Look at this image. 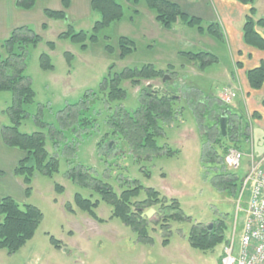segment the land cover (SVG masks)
Returning a JSON list of instances; mask_svg holds the SVG:
<instances>
[{"label": "rangeland", "instance_id": "rangeland-1", "mask_svg": "<svg viewBox=\"0 0 264 264\" xmlns=\"http://www.w3.org/2000/svg\"><path fill=\"white\" fill-rule=\"evenodd\" d=\"M45 4L46 0H40L36 14L32 15L33 24L30 26L41 41L27 49L25 75L30 79L35 95L32 103L23 105L26 117L22 119L19 131L45 133L46 149L58 159L59 168L51 177L36 172L29 197L24 195L21 178L15 176L18 188H15L14 199L19 204L36 206L42 213V219L33 237L16 252L8 253L0 248V264H219L223 247L230 243L234 233L235 250L238 247L244 208L249 197V187L241 195L239 192L246 173L243 168L245 159L238 168L222 166L217 170L214 166L202 164V139L192 112L194 103L191 104L189 99L192 97L183 92L196 87L199 92L215 93L220 97V78L226 71L229 72L231 66L226 43L206 31L199 33L195 27L182 25V22L167 29L154 19L153 11L144 0H140L136 6L139 11L133 21L129 20V16L134 6L127 8L125 5L124 17L101 29L97 40L86 41V49H82L78 43L57 37L67 28V21H47L41 17V22H38V11L42 12ZM253 5L258 7V0H253ZM98 19L99 15L92 13L81 23L72 25L76 31L91 32L93 22ZM45 22L47 29L41 26ZM120 36L134 41V49L124 57L120 56ZM48 41L54 42V49L48 48ZM199 50H210L217 56V62L200 71L182 53ZM42 53L49 55L52 69L41 68L39 56ZM145 64L162 70L171 68L172 71L164 74L169 79L143 80L137 86L125 81L122 83L126 90L125 99L120 102L105 100L106 93L100 92V86L110 67L112 72H119L126 67ZM143 87L152 91L171 89L179 97L176 107H183L182 111L164 128L163 136L157 138L163 151L170 149L172 154L160 153L136 159L128 143L111 134L107 123L110 116L122 108L136 109ZM85 94L84 104H81ZM12 103L10 92H0L2 124H10L4 110ZM74 104L80 105V108L74 106L72 109H82L79 115L89 123L81 127L74 121L61 130L60 113L66 106ZM38 122L45 126L41 127ZM50 131L54 137L50 136ZM252 135L253 144L257 146L263 140L264 132L254 128ZM246 146L250 148L245 140L238 142L239 149ZM205 149H209V145ZM70 168L88 171L92 177L110 184L117 192L136 183L141 186L138 199L145 198L144 189L148 187L167 197H176L190 219L172 222L167 236L157 224L149 223L151 241L142 242L129 226L119 218L111 217V207L107 203L100 202L95 209L101 220L75 206V193L92 200L99 196L69 180L66 171ZM229 171L237 177L238 191L235 196L212 185L220 180L221 176L216 175L224 173L228 177L226 173ZM56 184L63 187L62 192L55 189ZM154 217L155 212L149 220L153 221ZM218 218L227 225L225 240L208 251L192 247L188 242L191 225L199 222L208 226ZM51 237L58 241L59 247L51 242ZM164 239L167 241L164 242Z\"/></svg>", "mask_w": 264, "mask_h": 264}, {"label": "trees", "instance_id": "trees-1", "mask_svg": "<svg viewBox=\"0 0 264 264\" xmlns=\"http://www.w3.org/2000/svg\"><path fill=\"white\" fill-rule=\"evenodd\" d=\"M93 12L99 15V19L93 23L91 32L84 30L76 31L71 24L61 31L57 37L60 39H69L73 43L80 44L82 49H86V41L94 42L97 40V33L111 23L120 21L124 17L123 2H134L138 0H89ZM242 4L248 5V11L244 17L242 26L243 42L249 46L264 50V18H256V9L253 6V0H236ZM36 0H15V7L29 10ZM146 5L155 14V20L163 27L169 29L180 21L189 27H195L199 33L206 31L214 38L222 40V30L218 22H210L206 26L200 18L188 15L181 10L178 4L168 0H145ZM62 9L53 10L45 8L44 16L47 19L66 21V9L69 7V0H61ZM134 8L129 19H133V13H137ZM47 28L46 23L42 25ZM262 29V31L259 30ZM41 41V37L35 33L30 25H21L13 28L9 34L0 39V92H10L13 96V103L4 113L10 119V124H3L0 129L2 143L10 148H17L24 152L15 169V176L21 178L24 185V194L29 197L31 193V182L34 174L51 177L58 171L59 161L55 156L49 154L46 149V135L42 131L32 133H23L19 131L22 119L26 117L23 109L24 104L33 102L34 91L31 87L30 79L25 75V60L27 49L36 46ZM49 49H54L53 41H48ZM119 47L120 56L124 57L134 49V41L126 36H120ZM188 60L192 61L198 70H204L207 66L217 62V56L205 50L196 52H182ZM70 58V55H68ZM42 69H52L50 57L46 53L39 56ZM112 67L104 77L100 92L106 93L107 102L122 101L126 97V90L122 83L130 81L137 86L141 81L163 78L166 71H172L167 67L166 70L157 69L152 64H145L141 67H126L119 72H112ZM249 86L252 89H259L264 81V63L251 68L246 72ZM195 89V90H194ZM199 88L190 89L183 92L192 97V112L195 115L200 136L202 139L201 162L205 165L214 166L219 170L220 167H226L224 156L230 148H238V142L245 140L248 135L245 133L248 128V122L244 115H236L232 112L230 106L221 101L215 93H202ZM199 97L194 101V96ZM81 104H84L85 97ZM179 97L174 95L170 89L161 91H152L148 87L141 89V98L139 105L134 110L120 109L108 119V126L111 128V134L123 138L132 149L136 159L140 157L165 153L167 155L173 152L163 151V146L157 141L158 137L163 136L164 128L175 118L183 107H176ZM80 105H68L59 116L62 119L61 130L70 123L77 121L81 127L88 125L87 119L80 117V111L72 108ZM198 107L201 109L196 110ZM65 112L64 115L62 113ZM256 114V113H254ZM222 116L226 117V136L220 133L219 122ZM204 119V121H203ZM41 127L44 123L38 122ZM50 136L54 137L52 131ZM203 132V133H201ZM56 133V132H55ZM59 134V133H57ZM230 141V143H229ZM209 145V149H205ZM141 151V153H140ZM144 154V155H143ZM217 174V173H216ZM216 175L220 180L212 185L223 191L229 192L235 196L238 191L237 177L233 172ZM66 177L82 188H89L94 191L99 198L92 200L75 193L73 203L82 211L88 212L93 218L101 220L95 209L100 202H105L111 207V217L119 218L125 225L129 226L137 235L138 240L150 242L151 237L148 232L149 223H155L165 236L170 233L172 222L189 220L181 209L180 203L176 197H167L162 195L154 188H145V198L138 199L141 186L133 184L132 187L122 189L117 192L114 188L99 179L92 177L88 171L80 168H70L66 171ZM134 183V182H133ZM55 189L63 191L61 185L56 184ZM66 207L72 208L69 204ZM152 208L155 212L154 220L151 221L142 213ZM42 219L41 211L34 205L23 203L19 204L13 197L5 196L0 199V248L6 249L8 253L16 252L28 240H30ZM227 231L226 222L223 219H216L211 225L194 223L188 232V242L196 249L202 251L212 250L217 244L225 240ZM51 242L59 247V243L53 237ZM167 239H164L166 242Z\"/></svg>", "mask_w": 264, "mask_h": 264}, {"label": "crops", "instance_id": "crops-1", "mask_svg": "<svg viewBox=\"0 0 264 264\" xmlns=\"http://www.w3.org/2000/svg\"><path fill=\"white\" fill-rule=\"evenodd\" d=\"M39 1L40 0H36L31 9L25 10L15 7V0H0V39L6 37L7 34L17 26H32V15L36 14ZM139 1L140 0H138L137 3L124 1L123 4L124 6L127 5V8H129V6H134V8H136ZM168 1L178 4L181 10L186 14L200 18L204 26L210 22H218L220 25L223 32L222 41L226 43L231 56V66L229 72L226 71L220 78L221 88L218 93H221L224 86H231L234 88L237 95L229 105L230 109L232 112L236 113V115H244L248 122V137L245 139V142H248L250 148L247 149L246 146L243 149H239L243 153L242 159H245L243 168L247 171L252 158L256 160L264 156V136L263 140L258 143L257 146L254 145L252 141V131L254 128H258V130L264 132V81L259 89H252L246 77V72L249 69L257 67L262 62L264 63V50L249 46L243 42L242 26L249 7L236 0ZM263 1L264 0H258V7L253 5L256 9V18H264ZM45 8L60 10L62 9L61 0H46L42 12L40 11L39 13L38 11V22H41V17L45 19L43 13ZM138 11L136 14L133 13V19H129L130 21L134 20ZM92 13L96 12L91 10L89 0H69V7L66 9V21L71 25L79 24L84 21L85 18L90 17ZM48 20L52 19H47V21ZM45 23L47 24V22ZM182 25H184V23ZM259 30L262 31L260 28ZM209 42L213 43L212 41ZM2 125L3 124L0 122V129ZM24 155V152L17 148L5 146L0 137V199L5 196L14 198L15 188H18L17 182L14 180V169L18 161L23 158Z\"/></svg>", "mask_w": 264, "mask_h": 264}, {"label": "built area", "instance_id": "built-area-1", "mask_svg": "<svg viewBox=\"0 0 264 264\" xmlns=\"http://www.w3.org/2000/svg\"><path fill=\"white\" fill-rule=\"evenodd\" d=\"M237 93L231 86H224L220 99L231 104ZM243 153L237 148L228 149L224 163L238 168ZM264 156L252 161L242 179L241 190L249 187L248 202L244 208V221L238 247L235 250V233L229 244L223 247L219 264H264ZM236 251V252H235Z\"/></svg>", "mask_w": 264, "mask_h": 264}, {"label": "water", "instance_id": "water-1", "mask_svg": "<svg viewBox=\"0 0 264 264\" xmlns=\"http://www.w3.org/2000/svg\"><path fill=\"white\" fill-rule=\"evenodd\" d=\"M169 79L167 75H164L162 78L163 81ZM219 128H220V133L223 137L226 136V117L222 116L219 122ZM154 213V210L152 208L148 209L147 211L142 213V216H146L147 218H150V216Z\"/></svg>", "mask_w": 264, "mask_h": 264}]
</instances>
